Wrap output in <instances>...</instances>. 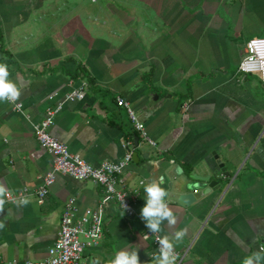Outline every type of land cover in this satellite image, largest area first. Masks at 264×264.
<instances>
[{
  "label": "crops",
  "instance_id": "1",
  "mask_svg": "<svg viewBox=\"0 0 264 264\" xmlns=\"http://www.w3.org/2000/svg\"><path fill=\"white\" fill-rule=\"evenodd\" d=\"M84 2L0 0V63L24 104L17 112L0 101V184L15 193L41 184L53 157L34 126L63 103L52 136L94 166L133 150L127 185L140 191L133 218L116 204L105 208L103 240L87 248L86 264H108L125 249L138 250L140 264H154L157 249L144 237L140 212L144 186L159 178L177 217L161 233L186 230L175 247L184 264H242L264 243V83L238 67L247 42L264 37V0H122L98 11ZM81 81L87 98L66 101ZM118 97L145 124L154 143L149 158L141 151L148 141ZM174 169L218 184L175 193ZM73 197L82 213L102 206L104 192L93 181L59 175L45 204L31 196L27 205H4L0 264L46 259Z\"/></svg>",
  "mask_w": 264,
  "mask_h": 264
},
{
  "label": "built area",
  "instance_id": "2",
  "mask_svg": "<svg viewBox=\"0 0 264 264\" xmlns=\"http://www.w3.org/2000/svg\"><path fill=\"white\" fill-rule=\"evenodd\" d=\"M238 73L260 75L264 83V37L253 38L247 42ZM88 89L89 85L86 81L72 85L66 101H84ZM8 103L14 111L24 110V104L20 99L15 103ZM117 104L126 109L135 130L141 134V137L154 145L145 132V124L140 120L132 104L122 97H118ZM63 108L64 104L61 103L50 109L46 117L34 126L38 142L53 157L52 169L42 177L41 184L35 189L27 187L20 193L7 190L5 205H17L16 201L24 197L29 199L31 196H36L40 204H45L59 175H66L80 182L93 181L103 189V204L97 209L88 208L81 213L76 198H70L64 206L58 238L49 250L48 257L42 261H27L25 264H86L84 256L87 248L98 247L103 240V215L109 203L116 204L128 218L137 215L135 205L140 191L130 190L127 185L128 171L133 163V150H127L125 157L119 161H104L99 166L88 163L50 132ZM184 108L189 110V104L186 103ZM132 145V141L125 143L126 147H133ZM124 204L127 205L126 210ZM144 237L153 239L155 248L158 249L157 239L163 237V234H152L148 231ZM261 248H264V243ZM175 253L178 256L176 264H184L185 255L176 250Z\"/></svg>",
  "mask_w": 264,
  "mask_h": 264
},
{
  "label": "clouds",
  "instance_id": "3",
  "mask_svg": "<svg viewBox=\"0 0 264 264\" xmlns=\"http://www.w3.org/2000/svg\"><path fill=\"white\" fill-rule=\"evenodd\" d=\"M21 97L20 87L9 79V71L6 64L0 63V101L11 103L17 102ZM162 178L154 179L144 186L146 194V203L141 209V219L145 222L146 228L152 233L157 234L162 232V225L167 222L168 225H175L177 217L169 208L166 202L168 191L161 186ZM7 189L3 184H0V212L3 211L5 205V197ZM18 205H27L29 199L24 197L16 201ZM124 203V202H123ZM124 209L127 205L124 204ZM4 227L0 223V229ZM186 235V230H178L171 237L164 235L158 237V249L153 254L152 260L154 264H176L178 256L175 253V247L183 241ZM92 264H101L99 258L92 261ZM108 264H140L138 250H120L115 254ZM242 264H264V248L246 256Z\"/></svg>",
  "mask_w": 264,
  "mask_h": 264
},
{
  "label": "water",
  "instance_id": "4",
  "mask_svg": "<svg viewBox=\"0 0 264 264\" xmlns=\"http://www.w3.org/2000/svg\"><path fill=\"white\" fill-rule=\"evenodd\" d=\"M137 143L139 142V139L136 141ZM154 150L152 145L149 143L148 145L144 146L141 148V151H144L146 155L144 157L149 158L150 153ZM136 153V157H137ZM171 179L173 180L170 187L175 193L179 194H185V195H190V194H195L197 191L200 190H207L208 188H213L215 187L218 182L217 181H212L211 182V177L212 176H206V177H199L195 176L194 179L189 178L187 175L184 174V171L181 169H174L172 173L170 174Z\"/></svg>",
  "mask_w": 264,
  "mask_h": 264
},
{
  "label": "rangeland",
  "instance_id": "5",
  "mask_svg": "<svg viewBox=\"0 0 264 264\" xmlns=\"http://www.w3.org/2000/svg\"><path fill=\"white\" fill-rule=\"evenodd\" d=\"M73 1V0H72ZM85 2L82 3V5L84 6H87L89 9L91 7H95V10L98 11L96 9V7H99V6H107L108 4L109 5H112V6H118V5H123V2L120 4L119 2L122 1V0H92L93 1V4L91 2V0H84ZM98 1V2H97ZM79 4L78 5H81V2L82 0H78ZM129 2V0H127V3ZM124 5H125V2H124Z\"/></svg>",
  "mask_w": 264,
  "mask_h": 264
}]
</instances>
